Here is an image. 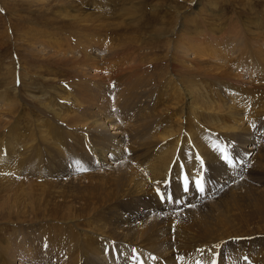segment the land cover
<instances>
[{"label": "rangeland", "instance_id": "1", "mask_svg": "<svg viewBox=\"0 0 264 264\" xmlns=\"http://www.w3.org/2000/svg\"><path fill=\"white\" fill-rule=\"evenodd\" d=\"M72 1L0 0V264H264V0Z\"/></svg>", "mask_w": 264, "mask_h": 264}, {"label": "bare ground", "instance_id": "2", "mask_svg": "<svg viewBox=\"0 0 264 264\" xmlns=\"http://www.w3.org/2000/svg\"><path fill=\"white\" fill-rule=\"evenodd\" d=\"M5 1V0H4ZM37 1H47V2H49V3H60L61 4V10H63L64 12H61L60 14H61V16L63 15L65 18H66V16L67 15H69L70 17H71V15H70V12L67 10V9H65V6L66 5H68V4H71V6L73 5V4H76L75 2H73L72 0H37ZM71 1H72V3H71ZM78 3H79V1H78ZM59 4V5H60ZM65 5V6H64ZM79 5V4H78ZM7 6H8V4H7ZM77 7V6H76ZM75 9V8H74ZM78 10V9H77ZM66 13V14H65ZM60 16V15H59ZM75 17H77V20H79L81 17H79V15H76ZM74 23V22H73ZM180 39V38H179ZM182 39V38H181ZM180 39V40H181ZM182 41V40H181ZM176 43H178V42H176ZM180 43V42H179ZM183 43V42H182ZM85 46H87V45H83L82 47H77V49L78 50H70L71 51V53H76V51H79L78 53H82L83 55H84V58H85V63H84V65L82 66V67H78L75 63H77V62H73V64H74V69H76L77 71H78V73L80 74V76H83L85 73H86V76H87V80H86V82L87 83H90V85L92 84V85H96V84H105L106 82H108V79H109V77H108V75L106 74V72L104 71V69H102V68H99V67H96V66H90L89 64H88V60H90V59H92V58H97V55H93V54H91V47H88V48H85ZM64 49L66 50V48L64 47ZM62 51V50H61ZM64 51V50H63ZM67 52V51H66ZM249 52L250 51H248V54H249ZM64 55L66 54V53H63ZM196 54V53H195ZM229 54V53H228ZM233 54V53H232ZM204 55V54H203ZM203 55H201V56H203ZM224 55H225V53H224ZM230 56V55H229ZM251 56V55H250ZM204 57V56H203ZM215 57H217V56H215ZM83 58V57H82ZM171 58V57H170ZM213 59V58H212ZM248 58L245 56L244 58H242V59H239V60H234L233 61V66H232V70H235V71H237V73H234L235 75H234V78L232 79L229 75H226V77H230L231 79H228V81L229 82H234V83H240L241 82V80H240V77L238 76V74H241V75H245L246 76V74H244V73H246V71L244 70V64H247V62H248V60H247ZM61 60V59H60ZM229 61H231V60H229ZM171 62L174 64L173 66L175 67V65H176V70L179 72L180 71V69H181V67L179 66V64L177 65L176 63H175V58H173V59H171ZM180 62V61H179ZM184 62H186V61H184ZM225 62H228L227 61V59H226V61ZM181 64V63H180ZM80 65V64H79ZM228 65H230V63H228ZM178 67V68H177ZM190 67V66H189ZM180 68V69H179ZM222 68V67H221ZM220 67H218V68H216V70L217 71H221V72H223V70L221 69ZM179 69V70H178ZM93 70V71H92ZM175 70V69H174ZM173 70V71H174ZM175 70V71H176ZM182 70V69H181ZM183 72V71H182ZM180 73H181V71H180ZM223 73H225V72H223ZM175 75V74H174ZM225 77V78H226ZM24 80V79H23ZM256 81H260L263 85H264V78H260V79H258V80H256ZM252 82H254L252 79L251 80H248V81H246V82H244V85H247L248 87H250L249 85H252ZM97 87H99V86H97ZM247 87V88H248ZM246 88V89H247ZM181 90L184 92V93H188L187 94V97H188V99H187V101L185 102V103H183V105H182V108H183V110H185V109H189V110H196L197 109V107H195V104H194V102H193V100L196 102V97H195V95H193L194 93H195V91L194 90H191V89H185V87H182L181 88ZM173 91V90H172ZM199 97V96H198ZM106 96H105V99L103 98V100L101 101V99H100V103L101 104H98L99 105V107H101V108H103V109H107V106H106V104H108L107 103V101H106ZM101 115V114H100ZM112 124V123H111ZM106 125H105V127H103V129H100V130H98L97 132H99V133H101L102 135L103 134H105L106 133ZM107 128H108V126H107ZM111 130H113V133H110L109 134V136H110V138H112L113 136L112 135H117L116 137H115V140H117L118 141V143H120L121 142V140L119 139V137H120V134H121V131H119L120 130V127L119 126H117L116 124H112V126H111ZM102 131V132H101ZM115 131V132H114ZM96 137H98V136H96ZM181 139L183 140V136L181 137ZM178 141H181L180 139L178 140ZM250 141V140H249ZM105 149L104 148H102V149H100V151L99 152H101V153H99V154H102L103 153V151H104ZM249 150H251V148L249 149ZM107 153H112V151L110 150V151H107ZM107 159V158H106ZM199 163H200V160H199ZM149 167V166H148ZM139 186H143V185H141V184H139ZM147 223H148V221H147ZM168 250V249H167ZM169 256V255H168ZM168 258V257H167ZM170 262V261H169Z\"/></svg>", "mask_w": 264, "mask_h": 264}, {"label": "snow or ice", "instance_id": "3", "mask_svg": "<svg viewBox=\"0 0 264 264\" xmlns=\"http://www.w3.org/2000/svg\"><path fill=\"white\" fill-rule=\"evenodd\" d=\"M221 151L223 152V149H221ZM223 158L227 161V163H229V164L232 163L231 159L228 157V155H227L226 153L224 154V157H223ZM201 165H203V161H201ZM195 187H196V189H197L199 192H201V193L204 192V186H203V184H202V182H201V179H197V180L195 181ZM184 190H185L186 192L189 190V189H188V181H187V178L185 179ZM162 198H164V197L162 196ZM169 199H170V198H169Z\"/></svg>", "mask_w": 264, "mask_h": 264}]
</instances>
